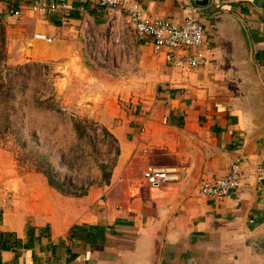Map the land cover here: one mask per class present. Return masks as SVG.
Segmentation results:
<instances>
[{
	"label": "crops",
	"instance_id": "1",
	"mask_svg": "<svg viewBox=\"0 0 264 264\" xmlns=\"http://www.w3.org/2000/svg\"><path fill=\"white\" fill-rule=\"evenodd\" d=\"M36 1L0 0L13 44L30 45L25 54L34 59L69 56L86 26L125 20L121 10L97 0H64L67 8L51 13L32 11ZM136 1L146 16L176 23L193 6L191 0ZM214 12L239 17L264 84V0L199 7L206 62L193 69L153 54L150 36L124 33L128 59L119 65L139 69L153 92L132 112L95 116L116 141L108 180L71 195L39 172L15 177L11 203L0 193V264H264V180L255 178L264 167V135L243 142L249 95L230 41L210 24ZM236 155V189L220 199L196 191L198 179L220 176ZM171 165L181 173L175 183L152 186L142 177L146 167Z\"/></svg>",
	"mask_w": 264,
	"mask_h": 264
},
{
	"label": "rangeland",
	"instance_id": "2",
	"mask_svg": "<svg viewBox=\"0 0 264 264\" xmlns=\"http://www.w3.org/2000/svg\"><path fill=\"white\" fill-rule=\"evenodd\" d=\"M7 26L0 17V193L11 203L15 177L39 172L40 161L70 190L104 182L115 143L95 116L132 112L153 92L139 69L119 65L128 59L122 35L133 30L125 20L86 26L69 56L34 59Z\"/></svg>",
	"mask_w": 264,
	"mask_h": 264
},
{
	"label": "built area",
	"instance_id": "3",
	"mask_svg": "<svg viewBox=\"0 0 264 264\" xmlns=\"http://www.w3.org/2000/svg\"><path fill=\"white\" fill-rule=\"evenodd\" d=\"M97 4L110 10H121L125 21L134 33L151 37L153 54H161L169 65L176 68L193 69L206 62L204 49V27L198 19L199 7L191 6L188 13L180 23L170 20L148 17L140 9L136 0L120 5L119 0H97ZM67 8L64 0H38L30 6L32 11L38 13L56 12ZM17 14V11H13ZM36 39H45L41 33L34 34ZM191 49L190 53L178 54V51ZM241 176V159L234 156L229 162L225 172L220 176L196 182V191L212 199H220L236 189ZM142 177L147 184L157 186L164 183H175L180 180L181 173L176 166H151L142 171ZM257 180H264V167H257L255 171Z\"/></svg>",
	"mask_w": 264,
	"mask_h": 264
},
{
	"label": "water",
	"instance_id": "4",
	"mask_svg": "<svg viewBox=\"0 0 264 264\" xmlns=\"http://www.w3.org/2000/svg\"><path fill=\"white\" fill-rule=\"evenodd\" d=\"M197 7H205L210 0H191ZM211 25L218 28L219 34L228 39L233 47L232 59L245 83L248 99V126L243 142L264 135V84L258 68L252 59L251 44L246 29L236 15L228 12H214Z\"/></svg>",
	"mask_w": 264,
	"mask_h": 264
},
{
	"label": "trees",
	"instance_id": "5",
	"mask_svg": "<svg viewBox=\"0 0 264 264\" xmlns=\"http://www.w3.org/2000/svg\"><path fill=\"white\" fill-rule=\"evenodd\" d=\"M73 126L75 128V130L78 129V123L77 121L73 122ZM78 133V135H81L80 131H75ZM111 136V135H110ZM112 140L114 141V143L116 142L115 139L111 136ZM115 153H117V146L115 144ZM40 165L39 167H37L35 170L41 172L44 177L46 178L47 183L54 187L55 189H57L59 192L63 193V194H71V195H81L86 191V187H80V191H76V190H70L68 189L65 185H63V183H61L54 175L53 173H51V171L48 168V164L45 162L40 161ZM103 165H100V169L103 168ZM106 176V175H105ZM108 176H106V178L103 180L104 182L107 181Z\"/></svg>",
	"mask_w": 264,
	"mask_h": 264
}]
</instances>
